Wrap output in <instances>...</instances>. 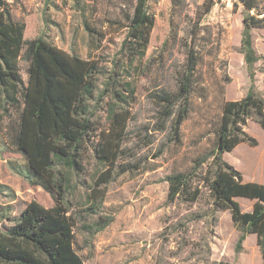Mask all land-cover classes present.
<instances>
[{
	"label": "rangeland",
	"instance_id": "1",
	"mask_svg": "<svg viewBox=\"0 0 264 264\" xmlns=\"http://www.w3.org/2000/svg\"><path fill=\"white\" fill-rule=\"evenodd\" d=\"M134 5L135 0L10 4L13 18L25 24V40L41 36L99 68L87 106L94 132L81 151V169L55 165L62 201L75 222V250L84 264H264L256 237L247 234L240 243L230 214L212 204L202 180L214 171L212 159L198 164L214 148L224 102L250 91L264 100L263 31H249L252 61L247 62L242 51L245 8L239 0H148L155 19L150 41L129 56L121 43L127 35L125 14ZM257 5L264 11V0ZM191 50L196 72L188 114L176 138L171 120L157 131L160 98L178 96ZM22 54L18 72L26 86L28 62ZM6 109H0V211L14 221L28 203L48 208L60 197L25 178L26 160L7 138L18 109ZM114 111L125 112L127 124L119 158L110 168L95 159L93 145L108 131ZM261 129L249 121L243 130L255 143L246 141L222 157L242 182L264 185ZM108 172L106 183L99 182ZM178 173L191 175V190L200 191L195 201L167 198L166 177ZM235 200L244 212L251 210L253 201Z\"/></svg>",
	"mask_w": 264,
	"mask_h": 264
},
{
	"label": "trees",
	"instance_id": "2",
	"mask_svg": "<svg viewBox=\"0 0 264 264\" xmlns=\"http://www.w3.org/2000/svg\"><path fill=\"white\" fill-rule=\"evenodd\" d=\"M239 2L245 8L242 32L245 50L242 51L248 62L252 61L249 31L259 29L264 33V11L258 8L257 0ZM147 3L148 0H135L132 12L125 14L127 35L121 51L126 49L129 56H135L150 41L155 19L148 12ZM250 11L255 14L250 15ZM24 38V22L13 18L7 0H0V109L5 113L6 106L18 109L14 124L9 126L8 142L26 160L24 176L28 182L51 191L53 196L54 190L60 200L55 198L56 204L48 208L32 201L14 221L4 210L0 211V264H84L74 248L75 222L62 201L63 188L55 165L61 163L71 170L81 169V151L94 132L87 106L99 68L90 59L60 50L41 36ZM21 54L28 62L26 86L18 72ZM196 60L191 50L178 80V96L160 98L161 125L157 131L164 130L171 120L172 133L178 137L189 110L188 96ZM249 121L256 122L264 131V100L256 93L250 91L242 99L224 102L214 148L198 164L212 159L214 171L202 180L215 210L230 214L241 233L240 243L247 234H253L264 258V185L242 182L241 174L222 158L246 141L255 143L243 130ZM126 124L125 112H112L108 131L100 133V139L93 145L95 159L105 167L111 168L119 158ZM109 174H102L99 182L106 183ZM190 177L188 173L166 177L170 202L179 196L190 202L198 198L200 191L191 190ZM236 198L253 201L251 210L244 212Z\"/></svg>",
	"mask_w": 264,
	"mask_h": 264
},
{
	"label": "built area",
	"instance_id": "3",
	"mask_svg": "<svg viewBox=\"0 0 264 264\" xmlns=\"http://www.w3.org/2000/svg\"><path fill=\"white\" fill-rule=\"evenodd\" d=\"M9 4L13 3L14 1H21V0H7Z\"/></svg>",
	"mask_w": 264,
	"mask_h": 264
}]
</instances>
